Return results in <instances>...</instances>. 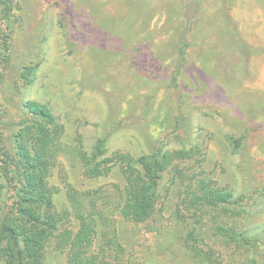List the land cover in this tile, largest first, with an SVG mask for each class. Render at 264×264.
Returning a JSON list of instances; mask_svg holds the SVG:
<instances>
[{"label": "rangeland", "instance_id": "obj_1", "mask_svg": "<svg viewBox=\"0 0 264 264\" xmlns=\"http://www.w3.org/2000/svg\"><path fill=\"white\" fill-rule=\"evenodd\" d=\"M9 2L1 140L15 151L27 101L45 106L65 125L49 178L59 189L54 201L65 217L60 227L79 228L61 173L80 201L90 191L125 184L119 168L100 177L85 174L75 151L92 156L103 141L108 155L168 157L160 186L169 206L154 227L111 215L127 252L123 264H195L180 239L194 226L225 264H264V0ZM223 2L255 51L249 66L225 33ZM29 68L35 69L33 81L25 74ZM201 183L234 196L217 208H195L191 200ZM13 200L0 169V222ZM220 220L247 230L255 247L238 250L214 236ZM99 252L96 241L86 259ZM67 260L66 252L49 248L43 264Z\"/></svg>", "mask_w": 264, "mask_h": 264}, {"label": "trees", "instance_id": "obj_2", "mask_svg": "<svg viewBox=\"0 0 264 264\" xmlns=\"http://www.w3.org/2000/svg\"><path fill=\"white\" fill-rule=\"evenodd\" d=\"M223 5L225 33L242 63L249 66L255 51L242 40L226 3ZM11 18L9 0H0V80L9 61ZM25 74L33 81L35 69H26ZM25 108L28 116L14 133L15 151L5 147L0 132V169L10 184L14 199L6 217L0 222V261L4 260L6 264H43L49 248H53L66 252L67 264H114L111 259L123 264L122 256L127 252L122 238L112 228L111 215L119 212L131 222L154 227L153 224L169 206L160 186L168 157L160 152L139 158L123 151L108 155L103 141L94 148L92 156L80 148L76 150L88 177H100L119 168L125 184H111L107 188L90 191L83 194L86 198L80 201L81 194L67 183L61 173L60 178L64 179L67 196L79 220V228L73 232L65 226L60 227L65 217L57 211L54 201L59 189L52 186L49 179L54 159L61 148L59 140L65 132V125L36 102L27 101ZM180 154L185 156L187 153ZM201 188L200 195L193 196L191 200L192 206L198 209L220 207L230 203L234 196L231 190H215L205 183H201ZM175 214L181 218L180 209ZM199 224L200 219H196V225ZM224 224L227 226V221L220 220L213 228L216 231L214 236H222L227 245L238 250L255 247L257 242L246 233L247 230L238 229L236 223L229 227ZM180 239L195 264H225L224 255L205 241L197 227L194 226L185 236L180 235ZM96 241L100 252L86 259L89 248ZM109 252L121 254L109 256ZM229 264L238 263L234 259Z\"/></svg>", "mask_w": 264, "mask_h": 264}]
</instances>
